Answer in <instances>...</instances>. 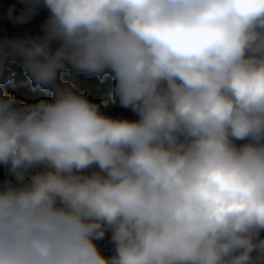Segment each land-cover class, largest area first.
<instances>
[{
    "label": "clouds",
    "instance_id": "obj_1",
    "mask_svg": "<svg viewBox=\"0 0 264 264\" xmlns=\"http://www.w3.org/2000/svg\"><path fill=\"white\" fill-rule=\"evenodd\" d=\"M20 3L0 84L51 98L0 90V264H264V0Z\"/></svg>",
    "mask_w": 264,
    "mask_h": 264
},
{
    "label": "trees",
    "instance_id": "obj_2",
    "mask_svg": "<svg viewBox=\"0 0 264 264\" xmlns=\"http://www.w3.org/2000/svg\"><path fill=\"white\" fill-rule=\"evenodd\" d=\"M11 5H15L16 13L22 8L20 1L4 3L5 10L0 15V35H6L8 32L39 30V24L46 14L42 13L28 24H13L7 18V12ZM9 70L14 73L12 81L7 84H0V90L5 95H15L23 103H34L40 99L51 98L50 92L32 87L27 74L19 63H11ZM61 79L71 83L77 91L84 93L93 102L99 103L102 111L106 114L128 119L133 115L129 110H124L113 102L112 89L115 81L110 76H106L104 79H100L97 76L88 77L83 73H78L70 69L67 73L61 74ZM99 245L105 255L111 254L112 245L108 237L100 241Z\"/></svg>",
    "mask_w": 264,
    "mask_h": 264
},
{
    "label": "rangeland",
    "instance_id": "obj_3",
    "mask_svg": "<svg viewBox=\"0 0 264 264\" xmlns=\"http://www.w3.org/2000/svg\"><path fill=\"white\" fill-rule=\"evenodd\" d=\"M16 1H20V0H0V15L4 13V10H5L4 3L5 2H16ZM43 14H46V13H43ZM28 32L36 33V32H38V30H32V31H28ZM24 33H25V31L8 32V33H6V36L23 35ZM134 118H135L134 114L129 117V119H134ZM3 178H4L3 173L0 172V179H3Z\"/></svg>",
    "mask_w": 264,
    "mask_h": 264
}]
</instances>
